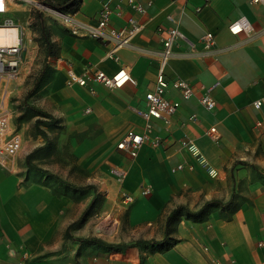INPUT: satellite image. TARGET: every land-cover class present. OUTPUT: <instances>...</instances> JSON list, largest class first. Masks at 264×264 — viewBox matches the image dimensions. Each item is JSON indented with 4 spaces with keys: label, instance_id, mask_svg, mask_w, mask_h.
Wrapping results in <instances>:
<instances>
[{
    "label": "crops",
    "instance_id": "0c3cea01",
    "mask_svg": "<svg viewBox=\"0 0 264 264\" xmlns=\"http://www.w3.org/2000/svg\"><path fill=\"white\" fill-rule=\"evenodd\" d=\"M99 7V0H81L75 15L94 20ZM47 16L44 26L52 43L49 57L53 56L60 68L58 78L65 84L68 67L77 72L95 67L112 74L125 66L136 80V84L127 82L118 88L96 84L94 92L78 85L69 87L82 95L84 110L90 108L84 112V124L102 129L79 149L90 144L98 156L94 161L109 150L102 160L104 166L117 157L119 166L126 169L119 183L121 191L131 193L149 184L152 193L137 203L76 200L65 192L64 182H55L43 172L45 139L34 122L47 117L34 115V128L29 132L28 122L26 126L23 118L20 126L12 115L10 125L21 133L22 147L10 167L0 166V264H214L216 259L226 264L231 259L238 264H264V245H258L264 239V125L256 124L258 120L264 123V107L252 105L264 96V4L151 0L140 16L144 26L133 39L134 46L119 49L117 60L106 54L111 45L86 34H73L55 24L51 14ZM240 17L249 21L251 31L231 33L230 23ZM113 22L119 25L123 19L114 17ZM172 26L194 42L196 50L191 54L188 44L179 40L166 74L188 79L197 92L181 99L170 124L154 121L151 135L159 137L158 145L143 144L134 158L116 147L115 153L114 138L117 141L129 128H143L134 107L154 86L158 50L166 29ZM206 31L214 34L208 51L200 42ZM201 85L211 88L216 100L212 110L198 101ZM169 95L180 98L174 90ZM43 125L39 127L44 130ZM210 126L216 127L218 141L207 134ZM184 135L194 141L216 174L203 171L196 156L181 143ZM235 160L239 162L232 170ZM178 163L191 164L190 175L173 171ZM232 195L229 205H218L201 218L183 212L174 216L162 243L125 246L136 240L164 238L166 219L179 205H197L198 209L211 198L225 203Z\"/></svg>",
    "mask_w": 264,
    "mask_h": 264
},
{
    "label": "built area",
    "instance_id": "2783aa9c",
    "mask_svg": "<svg viewBox=\"0 0 264 264\" xmlns=\"http://www.w3.org/2000/svg\"><path fill=\"white\" fill-rule=\"evenodd\" d=\"M15 0H0V26H17L19 37L16 43L0 45V166L10 167L16 156L21 151L22 135L17 128L10 125L11 115L6 108V98L8 91L15 87L21 81L22 75V48L23 35L19 24H16L11 13V5ZM253 3H262L264 0H251ZM100 7L94 20H84L75 15V13H65L52 9L63 26L73 34H86L93 39L109 44L110 49L107 56L115 60L118 59L117 51L122 47L133 45V39L141 32L144 22L140 19L141 15L147 12L151 0L142 2L140 0H99ZM196 11L199 7L195 8ZM121 18L123 22L116 25L113 18ZM231 33L250 32L251 25L245 17L234 20L229 25ZM182 40L191 48V54H195V45L187 36L176 26L166 29V34L162 38L161 47L158 50V67L155 76V83L152 89L144 93L141 104L134 107V111L143 119V128L137 131L133 128L125 130L116 141L115 147L129 158L137 156L139 149L145 143L152 146L159 144L158 136L152 137L151 131L155 120H162L165 124L171 123L172 116L181 106V99H189L196 94L194 85L186 78L174 77L169 78L166 74V65L169 59L175 54L174 46ZM200 42L204 51L212 48L214 43V34L211 31L204 32L200 37ZM189 53V52H188ZM136 84V80L130 75L127 67H119L114 73L107 74L99 68H86L81 72L73 68L66 69V84L68 86L78 85L85 87L89 92H94V85L102 84L107 88L122 87L125 83ZM174 90L179 93L180 98L172 97L169 91ZM197 98L199 103L208 110L216 106V100L211 93L210 87H201ZM252 105L256 109L264 107V96L253 100ZM87 112L90 108L85 109ZM192 114L191 117H195ZM257 125H264L262 121H257ZM207 134L215 141L219 140L215 126L207 129ZM181 143L186 146L196 158L204 164L207 161L194 141L184 135ZM184 170L187 174L193 170L191 164L178 163L173 169ZM112 173L122 180L126 174V169L118 166L113 168ZM211 173H215L210 169ZM139 193L141 196H149L152 193L150 185H140ZM132 195H125V201H131ZM258 245H264V239L258 241ZM204 249H207L204 246ZM214 264H226L219 260H213ZM230 264H238L234 259Z\"/></svg>",
    "mask_w": 264,
    "mask_h": 264
},
{
    "label": "rangeland",
    "instance_id": "374dc122",
    "mask_svg": "<svg viewBox=\"0 0 264 264\" xmlns=\"http://www.w3.org/2000/svg\"><path fill=\"white\" fill-rule=\"evenodd\" d=\"M52 9L39 0H15L11 5L9 15L13 17L16 24H19L24 42L23 81L10 89L6 98V108L11 118L14 115L12 121L21 126L20 122L24 118L25 125L27 126V122L29 124V132H32L34 112L30 107L45 111L52 116L49 124L43 125L47 136L51 138L44 146V169L61 178L65 188L68 189L65 192L73 194L76 200L89 201V203H137L140 200L149 199V196H141L139 189L131 193L121 191L119 188L121 179L111 171L119 166L120 159L117 157L109 159L105 166L102 161L103 157H108L109 150L101 152V156L94 161L98 156L95 155L90 144L79 149L80 144L84 141L88 142L94 135L102 132V129L95 125L84 124L82 120L85 116V106L82 95L76 88H70L65 84L63 78H58L60 68L54 64L53 56L47 55L40 25L50 14L52 18L55 17V20L53 19L55 24H62ZM48 33L50 38V32ZM115 141L114 138L112 148L113 152L118 153L114 148ZM198 162L209 176L216 174V172H210L212 168L208 161L207 164L199 160ZM238 162V160L233 162L232 170ZM97 164L99 166H96ZM56 180L54 178L55 182ZM128 194L133 196L131 201L124 199ZM218 200L211 198L208 201ZM183 206L190 211L197 210L195 208L197 205ZM216 206L218 205H212L209 210Z\"/></svg>",
    "mask_w": 264,
    "mask_h": 264
},
{
    "label": "trees",
    "instance_id": "16d2710c",
    "mask_svg": "<svg viewBox=\"0 0 264 264\" xmlns=\"http://www.w3.org/2000/svg\"><path fill=\"white\" fill-rule=\"evenodd\" d=\"M39 1H41L42 3H44L45 5L53 8V9H56V10H59L61 12H65V13H67V12L76 13L80 9V4H81V0H39ZM39 14L41 15L42 13L40 12ZM40 29H41L42 36H43L45 43H46L47 55H49V54H51L52 43H51V40L49 38V33H48L46 27L44 26L43 22L40 25ZM30 109H32V111L34 112L33 116L34 115H42V116L47 117V119L37 117L35 119V122H34V125H35L37 132L45 138V145L44 146H46L48 144V136H47V133L39 127V125L40 124L48 125L49 122L52 120V116L45 111H42V110H39V109H36L33 107H30ZM37 150L38 149H35L31 153L27 154L26 155V161H29L33 152H35ZM43 172L45 174L53 176L58 181L64 182L61 178H59L56 175L51 174L46 169H44ZM87 186L92 187V185H87ZM232 197H233V195L225 203H222L221 201H206L196 211H190V210L186 209L183 205H179L178 207L174 208L169 213V215L166 219L164 238H162L161 240H156V239L136 240V241H132V242L125 244V246H138V245L146 244V243H150V244L162 243L165 241V238H166L168 231H169L170 221L174 216H178L179 214H181L183 212V214L187 217H192L194 219H196V217L201 218L202 216H204L209 211V209L212 205H224V206L229 205ZM159 248H163V247L159 246Z\"/></svg>",
    "mask_w": 264,
    "mask_h": 264
},
{
    "label": "bare ground",
    "instance_id": "6f19581e",
    "mask_svg": "<svg viewBox=\"0 0 264 264\" xmlns=\"http://www.w3.org/2000/svg\"><path fill=\"white\" fill-rule=\"evenodd\" d=\"M18 37L19 33L17 26H0V45L16 43Z\"/></svg>",
    "mask_w": 264,
    "mask_h": 264
}]
</instances>
